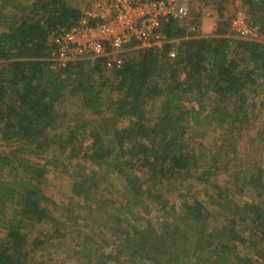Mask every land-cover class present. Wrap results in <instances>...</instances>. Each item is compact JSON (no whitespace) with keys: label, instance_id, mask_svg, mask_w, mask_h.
<instances>
[{"label":"trees","instance_id":"trees-1","mask_svg":"<svg viewBox=\"0 0 264 264\" xmlns=\"http://www.w3.org/2000/svg\"><path fill=\"white\" fill-rule=\"evenodd\" d=\"M231 1L264 38V0ZM80 11L66 0H0V264H39L79 220L88 231L77 233V264H255L239 246L264 264V168L237 158L259 120L250 94L264 81V44L231 42L219 23L218 36L187 38L172 21L170 43L135 53L97 86L103 60L61 70L49 60L50 35L75 26ZM105 93L115 97L102 113ZM65 94L94 119L79 113L57 129ZM201 129H212L209 147L196 143L205 133L192 135ZM250 142L264 146V127ZM48 166L71 181L65 207L44 189ZM221 174L209 184L215 214L186 199V182ZM115 179L121 191H110ZM150 204L157 219L146 218ZM38 227L48 232L33 235Z\"/></svg>","mask_w":264,"mask_h":264},{"label":"rangeland","instance_id":"rangeland-1","mask_svg":"<svg viewBox=\"0 0 264 264\" xmlns=\"http://www.w3.org/2000/svg\"><path fill=\"white\" fill-rule=\"evenodd\" d=\"M68 5L71 7L77 8V9H83L84 8V0H66ZM182 4L187 7V17L183 19L182 21H179L180 26H183L186 30L187 38L190 37H198V38H208L212 36H218L215 34L217 30V25L224 24L225 25V34L224 37L229 39L231 42L234 41H251L256 43L264 44V38L259 34L258 27H252L250 24V19L247 15V11L245 7L239 2V1H228L226 4L223 5V12L220 16L218 13V7L220 3L223 2V0H217L213 2H208L207 0H181ZM233 24H236L237 27H240L242 30L249 31L250 33H247V36H244L242 39L239 36H236L233 34L232 26ZM222 25L221 29L224 27ZM174 53L176 52L175 48L172 49ZM1 64V63H0ZM3 67V65H1ZM52 68V66H51ZM53 69V68H52ZM55 70V69H53ZM110 76L109 71H103V78L101 79L100 76H95L91 78L92 82L96 84L97 86H100V83L104 81V79H108ZM260 86V88H259ZM262 87V88H261ZM259 88V89H258ZM257 90L259 92L258 96H255L256 93L250 94L251 97V103H255L258 107L257 113H258V123L256 126L252 129H250L248 132H244L242 141L238 147V155L237 158L240 159L241 162L247 163L248 166L251 164H256V166L263 167L264 168V146L254 144L253 142H250V140L255 136V134L260 131L264 127V107L260 109L259 104H262L264 106V81H258L257 82ZM107 92V91H106ZM253 93V92H252ZM115 96L112 94L105 93L102 96V106L100 112H105V104L108 102V100L111 98L113 99ZM62 104L57 109V129L61 130L66 128L71 121L72 116H79V113L85 114L87 118H92L93 112L91 110H87L81 107L80 101H78V98H72L69 95H64ZM79 107L81 108L79 110ZM95 117V116H94ZM94 119V118H92ZM212 129H201L199 130L200 134H195L194 132L192 135H201V133H205V140L198 141L196 140V143H202L204 147H209L212 145L213 140V133L211 132ZM207 145V146H206ZM231 157H228L225 160H229ZM33 161V159H31ZM37 163L40 165H44L45 162L42 160H37ZM80 161H74V165L79 163ZM67 161L64 162V166H67ZM201 169V167H200ZM47 175H46V185H45V191L48 193L50 198L56 203V205L62 207H65L66 204L69 201L70 198V192H71V181L63 174H60V170L54 169L53 167H46ZM215 177H210V181L200 182V184L193 181L186 182V186L188 188V195L186 199L191 201L192 199H197L201 203L204 204V207L209 210L211 213L215 214V210L213 207L209 205V184L210 183H220L225 181L227 178L223 176L222 174L219 175L218 180L214 179ZM113 189H110V191H121L122 184L119 180L115 179L113 181ZM113 198L116 199L118 197L116 194L111 195ZM236 201L243 202V200H247L250 198L244 196V197H238L235 196ZM170 203H173V199H169ZM82 203V202H81ZM149 215L146 217L148 218H155L157 219V210L156 206L153 204L149 205ZM77 213L79 211H76ZM81 218L86 217L85 212H81ZM69 225V229L67 230V234L64 240L60 243L58 246V249L55 248H49L48 250H44V253H39L33 258V263H39L42 264V260L44 264H77L75 261V258H73V255L75 256L77 245V233H87V229L85 226V222L83 220H79L77 225ZM239 229H246L245 226H238ZM47 229L45 227H38L33 231V235H39V234H45L47 233ZM244 237V236H243ZM245 238V237H244ZM246 239V238H245ZM56 244H59V242H56ZM244 247L239 246V252L243 255V257H249L253 263L255 264H262V260H258L255 258V254L253 252H246ZM257 252V250H255ZM44 255V256H43ZM43 257V258H42ZM72 257V258H71ZM42 258V259H41Z\"/></svg>","mask_w":264,"mask_h":264},{"label":"built area","instance_id":"built-area-1","mask_svg":"<svg viewBox=\"0 0 264 264\" xmlns=\"http://www.w3.org/2000/svg\"><path fill=\"white\" fill-rule=\"evenodd\" d=\"M80 12L75 26L48 39L53 48L49 60L55 70L102 60L105 71L118 69L135 53L159 50L170 43L164 34L166 24L182 21L188 11L181 0H85ZM232 31L242 39L250 33L236 24ZM169 56L174 58V51Z\"/></svg>","mask_w":264,"mask_h":264}]
</instances>
